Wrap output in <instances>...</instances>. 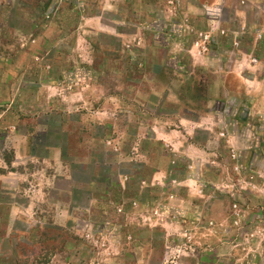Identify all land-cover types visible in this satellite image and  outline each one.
I'll list each match as a JSON object with an SVG mask.
<instances>
[{"label": "rangeland", "instance_id": "1", "mask_svg": "<svg viewBox=\"0 0 264 264\" xmlns=\"http://www.w3.org/2000/svg\"><path fill=\"white\" fill-rule=\"evenodd\" d=\"M237 30L264 0H0V264H264V138L197 124Z\"/></svg>", "mask_w": 264, "mask_h": 264}, {"label": "crops", "instance_id": "2", "mask_svg": "<svg viewBox=\"0 0 264 264\" xmlns=\"http://www.w3.org/2000/svg\"><path fill=\"white\" fill-rule=\"evenodd\" d=\"M108 1L111 2V0ZM141 1L144 2V0ZM59 22L61 23L59 19L54 23L48 22L43 28L53 32L52 35L57 34L62 31ZM241 33L245 35H239ZM247 34L249 33L239 30L227 34L232 40H235L236 44L238 43L235 48V58L232 60L233 68L228 72L216 75L214 82L208 86V106H212L218 101L221 105L216 109L210 107L207 117L200 118L197 124L209 123L213 113L218 121L222 115L238 113L242 109L246 113L247 125L260 130L259 136L262 139L264 138V54L262 56L256 54L259 58L253 57V53L259 48L260 43L254 39L253 32H251L253 40ZM249 56L253 57L254 64L245 61ZM220 98L223 99V102L219 100ZM181 122L186 127L193 123L185 118ZM254 122L257 124H253ZM154 173L159 174L160 172L154 171Z\"/></svg>", "mask_w": 264, "mask_h": 264}]
</instances>
